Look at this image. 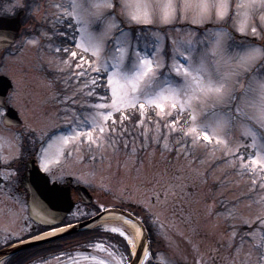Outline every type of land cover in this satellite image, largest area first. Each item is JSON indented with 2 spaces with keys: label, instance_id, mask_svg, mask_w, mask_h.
<instances>
[{
  "label": "snow or ice",
  "instance_id": "1",
  "mask_svg": "<svg viewBox=\"0 0 264 264\" xmlns=\"http://www.w3.org/2000/svg\"><path fill=\"white\" fill-rule=\"evenodd\" d=\"M53 6L60 10L52 13L54 34L59 23L71 30L72 38L49 44L48 63L55 60L59 71L67 70L64 82L71 80L75 86L71 94L59 96L61 114L25 126L42 142L37 160L47 174L43 179L62 180L72 174L69 161H83L85 154L91 161L97 156L108 159L111 167V156L123 150L118 167L126 173L130 166L135 168L137 177L131 185L121 184L114 199H133L145 217L125 213L122 219L128 227L100 224L102 235L93 237L83 251L60 250L49 259L72 264L73 257L85 255L93 264H152L155 255L164 264H177L167 254L153 253L144 219L167 239L176 230L175 212L172 220L168 218L170 208L183 202L189 181L230 170L239 178L231 183L244 187L219 214L230 220L226 236L221 234L204 251L192 237L185 239L195 253V264H207L209 257L223 264H264V0H69L67 6ZM12 75L19 87L23 76ZM13 98L19 102L20 92L14 89ZM6 108L0 99V119L10 125ZM49 129L56 131L48 133ZM233 130L240 134L233 135ZM21 136L28 139L19 132L11 138L0 136V144L6 139L10 145L19 144ZM201 147L206 154L197 160L194 153ZM140 152L146 153L144 160ZM21 154L14 149L15 156ZM212 164L215 168L206 172L203 166ZM148 167L151 178L141 180ZM94 176L95 170L87 169L77 181L90 184ZM50 187L53 199L62 196L59 184ZM50 202L33 196L32 222L52 215ZM241 205L246 212H241ZM98 207L106 211L105 204ZM192 215L187 212L189 219ZM71 227L66 223L32 233L31 223L25 221L18 231L3 229V243L13 238L20 243L25 231L35 241ZM109 233L124 238L123 251ZM221 246L226 257L221 256Z\"/></svg>",
  "mask_w": 264,
  "mask_h": 264
},
{
  "label": "rangeland",
  "instance_id": "2",
  "mask_svg": "<svg viewBox=\"0 0 264 264\" xmlns=\"http://www.w3.org/2000/svg\"><path fill=\"white\" fill-rule=\"evenodd\" d=\"M26 2V0H22V6H24ZM68 3L69 0H35L33 6L30 7L26 3L27 13L24 19V21H27L26 36L21 40L19 45L11 51L13 52L11 53L12 57L8 56L5 58L6 65L11 68L9 70L10 74L19 70L20 75L23 76L21 83L28 84L30 87L32 84L37 88V93H39V88H44L47 85L46 83L49 85L50 83H53L59 87V93L58 91L56 93V90L52 89L51 94L48 92L49 96H44L42 102L40 101L39 96H35L34 94L33 101L30 105L32 111L29 110L26 115L28 124L33 121L39 122L46 115L61 114L60 109L62 106L59 101V96H62L65 93L71 94V89L75 86L73 85L74 82L71 80H69L68 83L64 82L67 79V70L63 72L59 71L55 60H53L51 64L48 63L51 56L48 47L50 40L52 39V33L50 30L53 29V23L55 22L52 13L60 11L53 5L62 4L67 6ZM24 7H26V5ZM66 18L68 17H64V19ZM45 33H47V35H45ZM32 39H35L38 43L36 45L28 43V41ZM43 92H45V90H43ZM57 95L58 98L56 99H58V101L52 100L55 99ZM42 103L43 106L41 105ZM24 107L27 106L24 105ZM43 107L46 113L42 115ZM56 123L60 128H66V125L61 121L57 120ZM190 123V121L187 122V124ZM49 130L56 131V129ZM239 134L240 133L236 132V130H233V135ZM242 142L246 143L247 141ZM248 151L251 152L252 149L249 148ZM204 154H206V149L203 147L198 148L194 153L197 160ZM138 156L139 159L144 160L146 153L140 152ZM118 160L121 162L124 160L123 150H121L120 153L111 156V167H108V159L101 161L99 156H97L95 161H91L87 158L86 154L83 161H76L75 163L71 160L69 161V173H72L70 175L76 177V179L81 172H84L87 169L95 170V176L89 177V179L92 180V183L81 182L93 191L95 204L93 207H83V209L76 211L71 215V218L77 219L93 215L95 209L101 203L105 204L106 207H115L119 204L129 203L142 208V206L135 203L133 199H114V194L121 184L131 185L137 177L135 168L130 166V170L126 173L123 168L118 167ZM156 166L163 167V165L159 163H157ZM203 167L206 172H208L210 169L215 168V164H212L211 166L204 165ZM151 171L152 168H146L140 174V179H150ZM225 175H227V181L224 180ZM216 176L220 177L219 181L215 178ZM237 179L239 178L233 175L230 170H217L214 175H207V178L204 181L199 179L190 180L185 188L186 195L182 198L183 202L181 203L180 201H177L175 205L170 208L168 218L169 220H172L171 213L175 212L176 230L170 232L167 239L158 232L156 225L150 220L151 225L156 229V233L154 234V252L164 253L167 254V256H171L177 261V264H195V253L189 246L185 237H192L194 242L199 243L200 250L204 251L207 246H212L217 240L221 239V234L226 235L227 231L225 230L227 227L229 228L230 220L219 214L231 207L234 202L232 199L233 197L240 196L241 190L244 186L241 184L237 187L235 184L231 183ZM182 210H184L183 215L181 214ZM240 210L241 212L247 211L243 205L240 206ZM189 211L193 213L190 219L187 217V212ZM13 212L15 215L12 214ZM4 215H6V217H3ZM21 216L22 214L21 211L18 210V204L13 199L0 202V227L3 229L9 228L18 231L17 225L19 222L21 223L23 219ZM140 216L144 217L145 212L141 211ZM227 221L229 223H227ZM103 224H108L109 228L122 225L108 222ZM242 226L243 225H237V227ZM180 233H183V235ZM3 238H0L1 245H4ZM78 241H81V239L74 240L69 244L64 243L63 248L70 247L72 244H77ZM116 242L117 240H114L113 243ZM55 245H58V243L52 246ZM77 250L78 247L74 246V248L64 251L75 252ZM120 250L123 251L121 248ZM158 262L164 264L163 261ZM38 264H43V261L38 262ZM48 264H58V261L50 259ZM72 264H93V262H91L85 255H79L73 257Z\"/></svg>",
  "mask_w": 264,
  "mask_h": 264
},
{
  "label": "flooded vegetation",
  "instance_id": "3",
  "mask_svg": "<svg viewBox=\"0 0 264 264\" xmlns=\"http://www.w3.org/2000/svg\"><path fill=\"white\" fill-rule=\"evenodd\" d=\"M26 1V3L28 4L29 0ZM26 3L25 5H27ZM24 6H22V0H0V18H7L9 20H13V18H16L19 14L22 13V27L18 39L13 44L0 48V77L7 76L11 80V83H9L8 85L5 84V82L0 83V99H2L7 104L5 115L10 116L11 121H13L12 123H15L10 125L5 124L3 120L0 119V136H3L5 138H11L12 134L14 133L24 132V135L28 137V139H24V137L21 136L19 144L13 143L12 145H10L7 142V139L5 140V142L0 144V202L3 200L13 199L18 204V210L21 211V218H23L22 222H19V224L17 225L18 230L24 227L25 221H29V223H31L30 232L34 233L36 231H47L50 227H45L41 224H38L37 222H32V219L29 216V185H31L34 181V178L32 177L31 173H33L34 169L40 170L37 155L40 144L42 142L38 139H34L33 137H31L25 130V126L28 124L26 115L27 112L32 109L30 108V105L33 101L34 94L35 96H39V99L42 102L44 96H49L48 92H50L51 94L52 89H57V85L53 83H50L49 85L48 83H46L47 85L44 88H39V93H37V88L32 84L30 87L28 86V84L21 83L18 87L13 78V73L10 74L9 70L11 68L6 65L5 58H7L8 56L12 57L11 53L13 52L11 51L16 48L21 42V40L26 36L25 32L27 31V21H25L24 24L23 20L26 17L27 11L26 9H24ZM9 7L12 9L11 13L6 11V9H8ZM0 35L6 36V26L0 29ZM0 45H2V39H0ZM15 73L17 75H20L19 70H17ZM14 89L20 92L19 102H17L13 98ZM43 90H45V92H43ZM52 100L58 101V99ZM24 105L27 107H24ZM41 105L43 106V103ZM44 113L46 112L43 107L42 115ZM19 123H21L20 126H17ZM47 132H54V130H49ZM45 139H47V134L45 136ZM17 147L19 148L20 153H22L19 156L14 155V149ZM10 153L12 155H10ZM44 174L47 175L46 173ZM5 176H8L9 179H5ZM70 178H72L73 180L72 183L69 181ZM51 183H57L59 185L71 189L72 198L74 199L76 206L70 215L85 207L84 205L80 204L81 201L79 198V191L76 189V186L83 185V183L78 182L76 177H73L69 174L65 175L62 180L54 181ZM17 198L20 201L19 203L17 202ZM125 207L128 208L134 214H136L135 212L138 210L144 212V209L140 206H137V209H135L136 207H134L133 204H129V206L125 205ZM3 217H6V215H4ZM25 218H27L28 220ZM144 220L147 223L146 225H149L150 219ZM30 232L25 231L21 233L20 242L29 241L30 239L28 237ZM4 236L5 233L3 232V228L0 227V238H3ZM15 242L17 241L15 238H13L6 245L4 243V245L7 246ZM69 243L72 242L68 241L65 244ZM4 245L0 244V249L5 247ZM74 246L77 247L76 244H72L70 245V247H67L65 249H72L74 248ZM44 247L46 250L42 251L41 249H44ZM52 247V245L46 244L41 248H31L19 252L9 260H5L2 264H20V262H22V264H38L39 261H49V257L53 255ZM220 252L221 256L226 257L228 255L227 250L223 246H221ZM207 264H223V262L220 258L212 260L209 257L207 260Z\"/></svg>",
  "mask_w": 264,
  "mask_h": 264
},
{
  "label": "water",
  "instance_id": "4",
  "mask_svg": "<svg viewBox=\"0 0 264 264\" xmlns=\"http://www.w3.org/2000/svg\"><path fill=\"white\" fill-rule=\"evenodd\" d=\"M20 18H21V15H19L16 19H13V20L0 19V28L4 27L3 25L6 26V37H7V39L5 40V44L3 46H7V45L13 43L17 39V37L19 35L20 27H21ZM1 82L2 83L5 82V84H7V85L10 83L9 79L6 77H0V83ZM9 87H11V86H9ZM7 117L10 120V117L9 116H7ZM18 125H20V123ZM31 175L34 178V181L32 182L31 185H29L30 197H31L30 201H29V205L32 202L33 196H35L39 200L44 201L46 203L51 201L48 204V206L50 208H52V215L50 217H48L47 220H39L36 222H38L42 225H45V226H56V225L61 224L75 206V203L71 197V189L60 185V191L62 192V196L58 199H53L50 183H46L45 180L43 179V177H45L46 175L43 174L38 169H34L33 173H31ZM70 181H72V179H70ZM77 189L79 190V196L82 198V202L84 204H91L93 202V197L86 187L81 186V187H77ZM29 210H30V208H29ZM125 213L128 214L129 216H134L133 214H131L130 212H128L124 209H120V208L106 209V211L105 210L102 211L97 216H95V217H93L87 221L72 225L71 228H68V229H66V231H64L58 235H55L53 237L38 240V241H31V242L23 243V244L5 249V250L0 252V262L3 261L4 259H6L7 257H9L15 253L21 252L23 250H26V249H29L32 247H36V246H39L41 244L51 242V241H55V240H58L60 238L81 232V231L89 228L90 226L94 225L98 221H100V219L107 214H115L119 217H123V214H125ZM146 234L148 236L147 231H146ZM147 244L149 245V236H148ZM136 254L140 255L139 249L137 250Z\"/></svg>",
  "mask_w": 264,
  "mask_h": 264
},
{
  "label": "trees",
  "instance_id": "5",
  "mask_svg": "<svg viewBox=\"0 0 264 264\" xmlns=\"http://www.w3.org/2000/svg\"><path fill=\"white\" fill-rule=\"evenodd\" d=\"M68 18H66L65 20H67ZM55 31H56V33L57 34H54V30L52 29L51 30V32H53L52 33V36H53V38H52V40H53V44H58V43H60L61 41H64V40H67V41H70L71 40V34H70V31L71 30H67L66 31V29H65V25H60V24H57L56 25V29H55ZM59 33H64V35H59ZM60 55H63V54H60ZM181 123L182 124H184L185 122L182 120L181 121ZM185 125H187V124H185ZM205 155V154H204ZM204 155H201V158H203L204 157ZM211 170L212 169H210L208 172H211ZM96 211H99V208L97 207L96 209H95ZM87 218H89L88 216H86V217H84L83 218V220H85V219H87ZM73 221H69V222H67V223H72ZM66 224V223H65ZM102 235V231L99 229V225L98 226H96V227H94V228H91V229H88V230H86V231H83V232H81V233H78V234H75V235H71V236H69V237H66V238H64V239H61V240H59V241H56V242H54V243H52V245L53 244H56V243H61V242H68V241H74V240H80L81 239V241H79L80 242V244L82 245V246H84V245H86L93 237H99V236H101ZM108 236H109V238H111L112 239V242H114V240H117V242H120V248L122 249V250H124L123 249V243H125L124 242V239L123 238H121L120 236H118V235H115V234H107ZM56 246H59V245H56ZM56 246H53V247H56ZM151 262H152V264H159V263H157L156 261H155V259H153V260H151ZM147 264V263H146Z\"/></svg>",
  "mask_w": 264,
  "mask_h": 264
},
{
  "label": "bare ground",
  "instance_id": "6",
  "mask_svg": "<svg viewBox=\"0 0 264 264\" xmlns=\"http://www.w3.org/2000/svg\"><path fill=\"white\" fill-rule=\"evenodd\" d=\"M101 222H108V223H115V224H124V226L128 227V225H126L124 223V220L122 219V217H119V216H117L115 214H107V215L103 216L101 218V220L99 221V223H101ZM60 233H62V232H60Z\"/></svg>",
  "mask_w": 264,
  "mask_h": 264
}]
</instances>
